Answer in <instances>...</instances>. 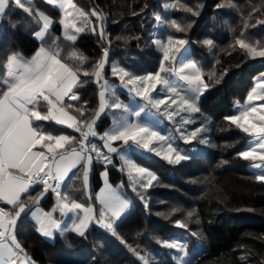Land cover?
Listing matches in <instances>:
<instances>
[{
    "label": "trees",
    "instance_id": "16d2710c",
    "mask_svg": "<svg viewBox=\"0 0 264 264\" xmlns=\"http://www.w3.org/2000/svg\"><path fill=\"white\" fill-rule=\"evenodd\" d=\"M73 2L87 14L77 22L84 30L77 34L75 42L65 38L62 11L56 4L31 0L33 12L29 14L10 2L6 14L0 18V74L4 78L8 56L15 53L30 59L41 45L46 48L58 45L62 61L77 71L81 81L73 88L79 101L65 99V104L83 102V115L75 108L68 109L81 121L94 118L104 81L113 86L116 97L123 104L130 102L131 95L119 86V77L112 73L113 63L133 75L159 73L169 81H182L179 67L189 59L201 70L207 88L199 96V112L182 111L186 114L181 113V116L180 110L178 113L180 118L187 119V123L181 126L177 136V150L188 159L169 164L155 152L146 153L129 147L131 141L128 145L113 142L120 154L121 150L129 147L134 162L155 173L157 179L151 186L141 187V183L146 181L134 183L130 180L119 155L108 153L103 147L101 152L110 155L113 163L105 165L94 159L88 186L83 183L82 164L73 172L62 191L69 204L78 202L91 207L99 216L102 207L96 194L102 186L103 172H107L110 183L130 200V208L116 222L117 235H112L93 221L84 237L66 233L70 248L66 247L59 235L54 239L44 238L28 214L34 207L32 200L23 196L26 211L18 220L16 235L31 264H144L139 256L145 257L148 264H264V215L253 209L233 210L229 203L223 204L218 199H204L229 169L239 166L249 172V166L254 162L244 160L239 155L248 149L253 137L240 131L226 117L235 114L237 101H244L254 85L256 73L251 66L260 65L256 72L264 69V57L248 54L237 43L244 39L246 43L264 49V0ZM189 8L191 11L186 10ZM94 10L98 15L92 14ZM194 12L197 14L194 15ZM37 13L48 15L53 20L44 37L48 43L35 37L43 25ZM173 19L183 31L169 26ZM99 23L103 27L101 31ZM169 37L184 39L187 43L177 46L179 50L171 54L174 60L164 61L156 41L167 43ZM206 39L212 40V47L204 43ZM73 53L76 55L73 56ZM101 60H105V64L97 81L94 71ZM161 66L174 71L160 73ZM84 72H88V75L85 76ZM165 90L159 94L169 95ZM111 91L106 92V98L110 100ZM165 100L166 103L161 105L163 113L168 103H172L169 96ZM39 110L47 112L43 106ZM121 115V110L106 108L96 125L97 132L109 130L114 119ZM162 116L166 120L167 116ZM34 124L52 134L80 137L73 129L52 121L34 120ZM195 129L203 131L186 143L184 137ZM170 140L174 141V138ZM204 140L207 142H202ZM90 142L103 145L102 141ZM92 155L95 156V153ZM57 201L55 193L49 191L40 200L39 207L52 211ZM4 206L10 212L15 210L12 206ZM189 212L192 213L191 217L188 216ZM54 216L60 220L62 227L71 221L67 213L55 211ZM177 221L185 223L187 227H176ZM193 231L197 233L196 236L191 235ZM172 239L187 243L185 257L176 249L163 247L164 241ZM189 255L192 256L190 260Z\"/></svg>",
    "mask_w": 264,
    "mask_h": 264
},
{
    "label": "snow or ice",
    "instance_id": "6c2138e0",
    "mask_svg": "<svg viewBox=\"0 0 264 264\" xmlns=\"http://www.w3.org/2000/svg\"><path fill=\"white\" fill-rule=\"evenodd\" d=\"M10 2L22 8L26 13L32 14L33 12V9L26 6L22 0H0V17L6 14ZM54 2L59 3V6L64 9L66 17L71 15L68 9H74L81 17L87 15L83 10L77 8L73 0H47L49 4ZM186 10L191 11L190 8ZM92 14L98 15L96 12ZM193 14L197 13L194 12ZM37 15L43 20V25L35 33V37L44 41L51 21L43 13H37ZM157 19L159 20L160 17ZM64 26L65 29L71 26L75 28L76 32L84 30L81 27H76L75 23L69 25L68 22H65ZM169 26L177 31L184 30L174 19L170 21ZM65 38L75 42L77 37L75 34H68L66 31ZM44 43H48V41H44ZM156 43L158 49L163 53V60L169 61L170 59L174 60V56L171 54L179 50L177 46H182L187 41L169 37L167 43L159 40ZM204 43L209 47L213 45L210 39H206ZM237 43L248 54L264 57V49L246 43L244 39L238 40ZM72 55L75 56L76 54L73 53ZM104 56H107L106 49ZM104 64L105 60H101L95 66L94 75L97 81L101 77ZM186 70L188 71L186 72ZM166 71H174V69L160 67V73ZM112 73L119 77L125 87L132 86L129 88L130 92H134L136 96L141 97L157 110L166 103L163 98L151 97V92L156 90L157 85H163L164 89L172 94L169 99H171L172 104L179 105L178 111L190 112L200 111L197 102L199 96L207 88L201 70L193 61L183 63L179 67L180 79L188 84L187 92L190 95L178 92L170 81L159 73L142 76L133 75L130 71L119 66H113ZM84 75L87 76L88 72H84ZM79 83L81 81L77 71L62 61L58 45H54L52 48L41 45L31 59H26L15 53L7 57L6 78L0 74V202L11 205L16 211L12 213L0 207V264H17L21 254H24L26 258V253H24L16 235L17 220L26 207L21 199L22 196L32 200L33 205L36 206V210L31 212V217L37 226L38 233L44 238L54 239L56 235H59L64 239L66 247L70 248L71 245L68 243L66 233L72 232L84 237L90 223L94 220L112 235H117L116 222L130 208V202L127 199L121 197L111 188L107 189L100 194V203L103 208L99 216H96L95 210L91 207H85L80 203H67L60 190L69 173L81 164L83 165V183L87 185L88 173L94 159L105 165L113 163L110 155L101 152V147L107 148L108 153L119 155L123 166L127 169L130 180L134 183L146 181V183H141V187L151 186L157 177L146 167L139 166L132 159L120 154L119 149L113 146V142L120 141L123 145H128L131 141L138 148L155 152L157 156H163V159L167 160L169 164H178L180 161L189 158L180 154L171 144L166 143V138L158 131L142 123L139 119L140 111H132L123 104L116 97L113 86L108 85L107 81H104L103 90L99 93L96 116L91 121L78 120L75 115L69 113L68 109L75 108L83 115L85 111L82 107L83 102L77 105L65 104V98L69 101H79L78 94L73 91V88ZM257 87L260 88V91L254 90L248 97L249 101L264 100V82L258 83ZM109 89H112L111 100L106 98V92ZM41 106L47 109L46 113L39 110ZM106 108L121 110L127 115H121L114 119L109 130L97 133L95 130L96 120L99 119L101 113L105 112ZM174 114L169 111L164 112V115L169 119H172ZM129 116H134L137 119L129 120ZM226 119L240 131L255 137L258 141V144L239 155L244 160L259 159L264 161V153L256 154L257 147L264 150V105L244 107L238 114L226 117ZM34 120L52 121L57 125L66 126L79 133L80 138L70 137L67 134L45 132L40 125L34 124ZM85 124L87 125L86 129L84 128ZM200 131L203 129L191 131L190 135L184 137L185 142H190ZM90 136L98 137L104 142L103 145L97 146V144L90 142ZM154 142H165L166 146L153 148L151 146ZM202 142L206 143L207 141ZM73 143L79 145V150L72 147L69 152L58 154V149H64ZM92 153H95V156ZM255 167L259 169L261 165L256 164ZM104 175L106 176L107 173L105 172ZM257 179L264 181V175H258ZM36 185L41 187L36 188ZM49 191L55 193L58 201L56 208L51 212H45L39 207V203ZM25 194L27 195L25 196ZM57 209L61 212L73 213L74 218L69 224L62 227L61 223L54 218V212ZM188 216L191 217L192 213L189 212ZM176 227L186 228L187 225L177 221ZM191 235L196 236L197 233L193 231ZM163 247L176 249L178 252L187 255V243L185 242H178L175 239L167 240L163 242ZM132 251L135 252V249ZM139 259L144 261V264H148L145 257L139 256Z\"/></svg>",
    "mask_w": 264,
    "mask_h": 264
},
{
    "label": "rangeland",
    "instance_id": "374dc122",
    "mask_svg": "<svg viewBox=\"0 0 264 264\" xmlns=\"http://www.w3.org/2000/svg\"><path fill=\"white\" fill-rule=\"evenodd\" d=\"M56 5L62 11L61 23L63 25V34H64V36H65V32L67 31L68 34H75L76 37H77V34L79 32H76L75 28H72L71 26H69L67 29H65L64 24H65V22H68L69 25H71L72 23H75L76 27H80L77 24V22H78V20H79V18L81 16H79V13L76 12L74 9H68V11L71 13V15L66 17L64 9H62L59 6V3H57V2H56ZM77 8H79V7H77ZM93 12H96V10H94ZM45 16H47L49 18V20L51 21V23L49 25V28H50V26L53 24V20L48 15H45ZM98 28H99L100 31L103 28L100 23L98 25ZM92 30H95V28L92 27ZM188 61H189V59H188ZM113 66H119V65L117 63H113L112 67ZM259 66H260L259 64H255V65L251 66L252 67V71L256 73L255 74L256 75V80L254 82L253 87L251 88V90L247 94V97L245 98V100L244 101H239V102L237 101L236 106H235L236 112H235L234 115L238 114V112L240 110H242L244 107H248V106H251V105H256L257 107H259L260 105H264V100H258V99H254L252 101L248 100L249 95H251L254 90L256 92L260 91V88L257 87L258 83L264 82V69H260V70H258L259 72L258 71L256 72V70L258 69ZM119 67H121V66H119ZM170 83L181 94L190 95V93L187 92V89H188L189 86H188V84L185 81H183V80L182 81H178L177 80V81H170ZM119 86L121 88L125 89V91H127L131 95V100L126 105L132 111H140V117H139L140 121L142 123H145V124L151 126L154 130L158 131L162 136H164L166 138V143H169L173 147L178 149V138H177V136H179L181 126L187 123V119L186 118H180L178 116L179 105L178 104L174 105L172 103H168L167 102L169 104V106H167L166 111L175 113L173 115L172 119H169L168 117L166 118V116L164 115L161 107H160L159 110H157L156 108H154L150 104H148L147 101L141 99V97H139V96H136L134 92H130L129 88L132 87L131 85H128L127 87H125V85L121 83ZM164 90L165 89H164L163 85H157L156 90L151 92V97L152 98L167 99L168 96L170 97L172 95L168 90L167 91H168L169 95H160L159 93L164 91ZM182 111L183 110H180V116L182 114H184V115L186 114V112L182 113ZM123 115H127V114L123 113ZM162 115L165 116L166 120H164V117ZM128 118H129V120H132V121L137 119L134 116H129ZM171 138H174V141L170 140ZM252 144H253V142H250V145H252ZM162 146H166L165 142H154L151 147L157 148V147H162ZM129 147H133V148L139 149L141 151L143 150V152H146V153L149 152L147 149L138 148L134 144H131ZM129 147H126L125 149L121 150V154H123L127 158L133 160V158L130 156V153H129ZM252 161H254V163L250 164L249 169L251 170V173L254 172L256 174V178L252 177L249 174L250 171L249 172H245L239 166L236 167V168L234 166V168L229 169L228 172H226L223 175V178L221 180H219L207 192V194L205 195L204 199L205 200L218 199L219 202H222L223 204L224 203H229L230 208L233 209V210H243V209L252 210L253 209L254 212H257L259 214L264 215V191H263L262 188L258 187V184L255 182V181L258 180L260 184H264V183H262L264 181H261V180L257 179L258 175H264V161H261V160H258V159H255V160H252ZM256 164H260L261 167L259 169L256 168L255 167ZM89 173H90V171H89ZM89 173H88V182H89ZM137 179H139V178H137ZM88 182H87L86 186H88ZM109 188H111L112 190L116 191L121 197L127 199L130 202V200L128 198H126V197H124L122 195L120 189L117 186L113 185L112 183L111 184H109V183L105 184V189L107 190ZM100 206L103 208L102 205H100ZM35 210L36 209H34V211ZM43 211L48 212L46 210H43ZM47 239H52V238H47ZM24 253H25V251H24ZM180 254H181V256L185 257L184 253H180ZM191 258H192V256L189 257V260ZM29 262L31 264L30 258L27 255H26V258H25V255L23 254L21 264H29Z\"/></svg>",
    "mask_w": 264,
    "mask_h": 264
},
{
    "label": "crops",
    "instance_id": "0c3cea01",
    "mask_svg": "<svg viewBox=\"0 0 264 264\" xmlns=\"http://www.w3.org/2000/svg\"><path fill=\"white\" fill-rule=\"evenodd\" d=\"M22 2H24L26 6H29V7L32 6L31 0H22ZM53 4H56V2H54ZM0 18H1V17H0ZM30 59H31V58H30ZM65 99H66V98H65ZM97 111H98V110H97ZM102 114H103V113L100 114L99 118L101 117ZM95 116H96V114H95ZM95 116H94V117H95ZM98 121H99V119L96 120V125H97ZM62 126H63V125H62ZM64 127H66V126H64ZM67 135H68V134H67ZM69 136L72 137V135H69ZM254 138H255V137H253V138L251 139V142H253V144H252V145L249 144L248 149H250V148L253 147L254 145L258 144V141H256V139H254ZM103 143H104V142L102 141V144H103ZM66 147H67V146H66ZM66 147H65L64 149H58V150H57L58 154L61 153V152H69L70 150H69V149L66 150ZM105 149L107 150V148H105ZM248 149H247V150H248ZM262 153H264V150L259 149V148L257 147V152H256V154L259 155V154H262ZM258 160H259V159H258ZM253 163H254V162H253ZM78 167H79V166H78ZM78 167H77V168H78ZM77 168L73 169V170L69 173L68 178H66V180L64 181V184L61 186V189H60L61 192L64 190L65 186H66L67 183L70 181V178H71L73 172H74ZM252 172H253V171H252ZM104 173H105V172L102 173V186H101V188L98 190V192H97V194H96L97 200H98V202H99L100 205H101V203H100V194H101L102 192L106 191V189H105V184H108V183L111 184L110 181H109L108 174L105 176ZM106 173H107V172H106ZM249 174H250L252 177L256 178V174H255L254 172L251 173V170H250ZM256 180H257V179H256ZM255 182L258 184V187L262 188L263 191H264V184H260L258 180L255 181ZM262 183H264V182H262ZM22 197H23V196H22ZM21 199H22V198H21ZM73 203H78V202H73ZM4 205H6V204L0 202V206H3V207L5 208ZM9 206H11V205H9ZM34 209H36V206H34L32 209H30V211H29V213H28V214L30 215V217H31V212L34 211ZM41 209H42V208H41ZM5 210H7V208H5ZM7 211H9V210H7ZM15 211H16V209H15L12 213H14ZM25 211H26V207H25ZM25 211H24L23 213H25ZM56 211H57V212H61L59 209H57ZM48 212H51V211H48ZM23 213H21V215H22ZM61 213H65V212H61ZM65 214H66V213H65ZM67 214L70 215L71 219L74 218V214H73V213H71V212H67ZM21 215H20V216H21ZM81 215H82V213H81ZM19 218H20V217H19ZM31 218H32V217H31ZM54 218H55V216H54ZM55 219H56L59 223H61L60 220H59L58 218H55ZM18 220H19V219H18ZM18 220H17V223H18ZM16 226H17V225H16ZM17 251H19V250H17ZM22 256H23V254H21L20 259L17 261V264H21Z\"/></svg>",
    "mask_w": 264,
    "mask_h": 264
},
{
    "label": "built area",
    "instance_id": "2783aa9c",
    "mask_svg": "<svg viewBox=\"0 0 264 264\" xmlns=\"http://www.w3.org/2000/svg\"><path fill=\"white\" fill-rule=\"evenodd\" d=\"M95 130H96V128H95ZM98 133V132H97ZM80 138V137H79ZM78 138V139H79ZM90 140H95V141H101L98 137H89V141ZM72 147H76L78 150H79V145L78 144H76V143H74L73 145H71L70 146V148L69 149H71ZM36 186H39V185H36ZM0 207H2V208H4L3 206H0ZM5 209V208H4Z\"/></svg>",
    "mask_w": 264,
    "mask_h": 264
}]
</instances>
